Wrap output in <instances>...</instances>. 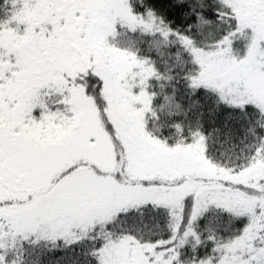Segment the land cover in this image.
I'll list each match as a JSON object with an SVG mask.
<instances>
[{
    "label": "snow or ice",
    "instance_id": "obj_1",
    "mask_svg": "<svg viewBox=\"0 0 264 264\" xmlns=\"http://www.w3.org/2000/svg\"><path fill=\"white\" fill-rule=\"evenodd\" d=\"M0 264H264V0H0Z\"/></svg>",
    "mask_w": 264,
    "mask_h": 264
}]
</instances>
